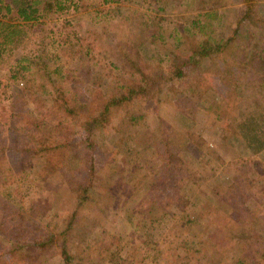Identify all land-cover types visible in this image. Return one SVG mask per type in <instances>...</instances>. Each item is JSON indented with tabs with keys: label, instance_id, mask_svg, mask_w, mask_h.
Here are the masks:
<instances>
[{
	"label": "rangeland",
	"instance_id": "rangeland-1",
	"mask_svg": "<svg viewBox=\"0 0 264 264\" xmlns=\"http://www.w3.org/2000/svg\"><path fill=\"white\" fill-rule=\"evenodd\" d=\"M6 1L16 6L22 0ZM63 1L65 10L25 27L9 63L0 64L1 80L20 55L67 68L84 98L122 84L128 57L143 70L155 64L167 73L173 53L184 51L183 28L208 9L203 0ZM222 2L214 1L223 16L216 28L226 37L237 27L241 0ZM255 3L259 17L246 24L245 59L256 48L249 38L264 35V0ZM215 67L207 60L133 103L130 115L118 113L96 133L94 154L84 148L79 128L69 159L73 177L47 173L41 158L26 153L41 144L0 134V264H63V234L75 256L71 264H235L242 254L264 264V152L254 154L230 133L257 107L253 89L262 100L264 66L232 61L225 74L233 73L238 86L228 82L232 76L216 77ZM26 84L0 86V132L5 117L35 116H29L34 104ZM164 141L177 157L173 172L163 167ZM91 166L92 199L79 203L71 186L87 181ZM75 211L80 216L65 233ZM49 233L53 245L31 246Z\"/></svg>",
	"mask_w": 264,
	"mask_h": 264
},
{
	"label": "trees",
	"instance_id": "trees-1",
	"mask_svg": "<svg viewBox=\"0 0 264 264\" xmlns=\"http://www.w3.org/2000/svg\"><path fill=\"white\" fill-rule=\"evenodd\" d=\"M122 1L129 0H104L106 4H117ZM203 1L208 9L204 12L201 11L189 26L183 28L182 36L185 39V48L183 52L173 53L171 57L173 68L170 71L165 73L161 69V65L156 66L155 64L148 70H143L139 61L128 57L127 62L122 66L125 72L123 83L106 91L96 90L91 98H84L75 90L73 74L67 68L51 65L44 56L42 58L23 55L15 57V60L9 64L7 78L0 79V86L9 90L21 80L27 82L28 86L26 84L25 89L29 92L34 104V110L29 112V116L34 112L35 116L24 121L14 116L5 117L0 134L4 136L5 133L6 135L9 133L8 140L19 141L20 138H26L33 143L41 144L38 149L27 148L26 153L34 158H41L45 163L47 173L57 172L62 173L64 177H73L74 172L70 168L69 159L74 157L73 148L77 147L78 143L73 137L76 136L79 128L82 129L83 139L81 142L84 144V148L94 154L96 133L108 128L118 113H129L130 115L129 108L133 103L140 102L149 94L156 93L161 87H166L169 82L175 79H183L186 73L194 69L198 70V66L207 60L214 61L216 77L223 80L222 76L224 75L232 76V81L228 82H232V86H238L239 82L237 83V81L239 80L236 78L233 80V73L232 75L225 74L232 61H239L243 66L256 61L264 66V48L261 50L264 46V35L259 36L258 39L253 36L249 38L250 43L255 41L256 48L252 50V57L245 59L247 48L244 31L248 29L246 25L248 22L259 17L260 5L255 3V0H241L237 27L235 30H231L232 33L222 37L219 36L217 28L221 25L223 16L215 9L226 5L222 2L224 0ZM214 1H218L220 5L217 7L218 3H214ZM157 2L159 0H156V4ZM66 5L67 2L63 0H22L15 6L6 0H0V64L9 63L16 45L21 43L26 36V26L35 25L39 19L47 17L48 14L57 15L59 11L66 9ZM156 11H162V9L157 7ZM157 23L163 26L162 20ZM174 34L175 31H171L168 35L171 37ZM260 47L261 49H259ZM153 57H149V62L150 60L151 63L153 62ZM116 62L113 64L114 66ZM261 81L264 84V80ZM227 85L231 87L230 84ZM262 86L264 88V85ZM239 90L236 87L231 92L234 94ZM252 97L257 107L249 109L244 118L240 119L236 129L230 133L235 136L234 142L244 145L254 154H260L264 152V96L260 101L253 89ZM22 117L24 118V115ZM226 131L228 133V128ZM3 138L0 136V140ZM4 142L6 141L4 140ZM166 143L164 141V148L169 154L163 167L166 171L173 172V168L170 167L173 164V158L177 160V157L169 152L168 148L171 147ZM4 155L5 150L1 149L0 160L4 159ZM93 168L91 166L88 182L83 178L84 180L71 186L79 203H85L92 199L90 191L95 173ZM8 170L11 172L10 168ZM76 176L73 178L74 180L77 179ZM10 177L13 178L14 175L11 174ZM72 215L71 226L66 229L65 233L72 229L77 222L76 218L80 216L78 211L73 212ZM59 236L64 237L61 240L60 257L63 264H71L75 256L67 245L69 239L64 234ZM54 238L55 236L49 233L47 237L36 239L31 246L46 249L47 246L54 244ZM79 260L82 261L81 258ZM235 264L257 263L242 254Z\"/></svg>",
	"mask_w": 264,
	"mask_h": 264
}]
</instances>
